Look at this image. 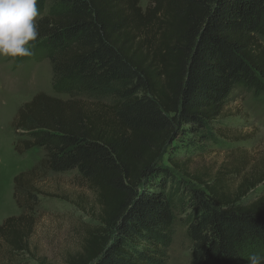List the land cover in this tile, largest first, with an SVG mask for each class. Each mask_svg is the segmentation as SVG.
Listing matches in <instances>:
<instances>
[{
	"label": "trees",
	"instance_id": "1",
	"mask_svg": "<svg viewBox=\"0 0 264 264\" xmlns=\"http://www.w3.org/2000/svg\"><path fill=\"white\" fill-rule=\"evenodd\" d=\"M37 8L30 58L49 62L52 92L68 99L39 93L11 122L14 152L38 149L44 159L13 178L21 213L0 225V250L28 253L36 221L27 204L42 195L43 168L77 171L98 209L64 264H166L174 206L186 213L191 264L264 255V158L239 154L210 176L166 153L183 139L201 152L218 144L234 91L264 94V0H148L144 9L139 0H38Z\"/></svg>",
	"mask_w": 264,
	"mask_h": 264
},
{
	"label": "rangeland",
	"instance_id": "2",
	"mask_svg": "<svg viewBox=\"0 0 264 264\" xmlns=\"http://www.w3.org/2000/svg\"><path fill=\"white\" fill-rule=\"evenodd\" d=\"M148 0H139L144 9ZM264 48V40L261 41ZM35 43L33 42V48ZM52 73L48 61L27 57H0V225L21 210L14 201L13 178L29 171L44 159V153L32 149L22 155L14 152L19 137L11 128L17 110L39 94L55 97ZM66 100V96H56ZM216 127L224 135L218 144L207 146L204 152L175 142L166 153L178 160L188 159L189 172H208L210 176L224 162L242 154L251 163L264 158V94L234 91L231 103ZM188 139V138H187ZM185 143V142H183ZM232 153H236L234 156ZM165 155L162 164L166 165ZM36 187L37 197L32 214L36 225L28 242V253L12 254L0 250V264H64L69 255L79 252L81 240L88 227L97 225L98 209L93 195L77 171L55 174L40 168ZM251 193L245 202L259 196ZM22 205L25 199L17 195ZM29 206V207H30ZM29 207L26 210L29 211ZM174 222L170 230V245L166 249V264H191L192 244L187 237L185 212L173 208ZM29 213V212H27Z\"/></svg>",
	"mask_w": 264,
	"mask_h": 264
},
{
	"label": "clouds",
	"instance_id": "3",
	"mask_svg": "<svg viewBox=\"0 0 264 264\" xmlns=\"http://www.w3.org/2000/svg\"><path fill=\"white\" fill-rule=\"evenodd\" d=\"M38 0H0V57H29L39 37ZM249 264H264V255L251 254Z\"/></svg>",
	"mask_w": 264,
	"mask_h": 264
}]
</instances>
